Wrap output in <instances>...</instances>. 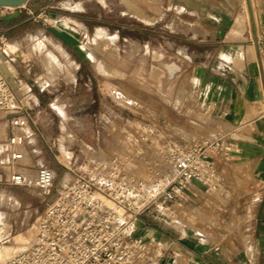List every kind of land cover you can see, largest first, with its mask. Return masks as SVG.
Here are the masks:
<instances>
[{
    "label": "rangeland",
    "instance_id": "374dc122",
    "mask_svg": "<svg viewBox=\"0 0 264 264\" xmlns=\"http://www.w3.org/2000/svg\"><path fill=\"white\" fill-rule=\"evenodd\" d=\"M98 1L102 6L91 0L88 2L91 8L84 13L93 16L97 12L100 20L97 29L91 27L82 35L78 64L50 44L47 28L40 33L36 26H31L34 31L18 39L38 65L30 87L35 95H41L42 106L33 116L43 123L41 133L45 143L40 142L42 154L32 156L22 148L21 159L14 164H0L7 175L18 171L25 179L21 185L0 186V245H16L11 237L18 232L29 237L19 246L28 245L33 239L37 216L63 185L60 184L64 165L69 162L79 165L90 155L103 157L116 147L123 127L154 123L166 138L176 141L181 137L214 134L202 124L193 125L192 115L180 110V104L190 100L192 80L190 66L179 61V25L183 20L179 17V0H168L164 5L159 0ZM51 9L66 11L55 6ZM161 12L166 14L160 20ZM3 15H7L5 11L0 12V17ZM41 20L50 26L49 17ZM59 23L66 25L63 21ZM89 23L94 25L93 21ZM160 26L165 27L162 31L166 35L152 32L159 31ZM37 75L44 87L36 84ZM26 107L32 106L28 103ZM58 107L65 110L66 116ZM151 155L155 156L152 152ZM53 157L57 173L50 194L43 195L36 187L32 165L37 163L35 160L42 165L47 160L53 163ZM139 174L144 178L150 175L143 166ZM223 198L214 196L210 206L203 205L198 211H193L194 205H187L183 207L185 213H179V207L171 215L154 212L153 216L147 215L162 230L179 228L180 224L218 239H234L241 233L243 211L235 208L234 198Z\"/></svg>",
    "mask_w": 264,
    "mask_h": 264
},
{
    "label": "crops",
    "instance_id": "0c3cea01",
    "mask_svg": "<svg viewBox=\"0 0 264 264\" xmlns=\"http://www.w3.org/2000/svg\"><path fill=\"white\" fill-rule=\"evenodd\" d=\"M89 1L28 0L1 16L17 12L11 19L0 20V71L18 99L25 106L31 104L32 121L11 128L12 115L0 110V146L12 132L26 135L21 150L26 149L32 156L42 154L40 142L45 143L43 123L33 116L42 106L41 95H35L30 87L38 65L18 39L33 32L31 26L40 33L47 28L50 44L78 64L82 35L91 27H99L97 12L93 16L84 14L91 8ZM167 1L159 0L162 5ZM95 3L102 6L98 0ZM53 6L66 11H55ZM179 6V17L183 19L179 25V61L190 66L192 80L190 100L183 101L180 110L192 115L193 125L202 124L214 134L231 133L238 147L233 160L222 169L219 190L201 193L203 201L192 209L210 206L216 195L224 200L234 198L235 208L243 211L241 233L223 240L180 224L179 228L162 230L147 214L141 216L137 233L143 238H160L164 252L158 264H264V41H260L264 35V0H179ZM165 14L161 12L159 19ZM43 17H49L50 26L41 20ZM92 21L94 25L90 26ZM163 29L160 26L159 31L152 32L166 35ZM12 40L15 42H9ZM37 45L40 47V42ZM35 78L36 84L44 87L40 75ZM58 109L66 116L62 107ZM184 138L190 136L180 139ZM35 161L32 166L36 171L41 164ZM55 163L46 161L54 178L58 169ZM63 172L60 185L72 178L66 169ZM9 176L0 169L1 187L9 184ZM183 207L179 213H185ZM11 239L18 244L25 236L18 232Z\"/></svg>",
    "mask_w": 264,
    "mask_h": 264
},
{
    "label": "built area",
    "instance_id": "2783aa9c",
    "mask_svg": "<svg viewBox=\"0 0 264 264\" xmlns=\"http://www.w3.org/2000/svg\"><path fill=\"white\" fill-rule=\"evenodd\" d=\"M10 8L1 6L0 12ZM0 110L12 115L11 128L32 121L1 71ZM25 137L8 136L0 146V164L22 158ZM235 140L231 133H204L176 141L154 123L123 127L116 147L103 157L64 165L72 178L37 216L32 241L0 264H158L163 243L137 233L141 216L171 215L174 208L201 203V193L218 191L222 169L238 149ZM142 166L148 178L140 176ZM24 181L15 171L8 179L14 185ZM35 181L40 193L50 194L52 169L39 165Z\"/></svg>",
    "mask_w": 264,
    "mask_h": 264
},
{
    "label": "bare ground",
    "instance_id": "6f19581e",
    "mask_svg": "<svg viewBox=\"0 0 264 264\" xmlns=\"http://www.w3.org/2000/svg\"><path fill=\"white\" fill-rule=\"evenodd\" d=\"M0 233H2V227L1 226H0ZM30 237H31V233H30ZM28 239H29V237L25 236V239L23 241H20L18 244L15 245V248H14L12 253H11V249L12 248H10L9 245L1 244L0 245V259H4L6 257H9V256H11L13 254L18 253L21 249H23L24 247L27 246V244L26 245H22V246H19V244L26 242Z\"/></svg>",
    "mask_w": 264,
    "mask_h": 264
},
{
    "label": "water",
    "instance_id": "95a60500",
    "mask_svg": "<svg viewBox=\"0 0 264 264\" xmlns=\"http://www.w3.org/2000/svg\"><path fill=\"white\" fill-rule=\"evenodd\" d=\"M28 0H0V7L7 6V7H18L22 4L26 3ZM17 15V12L13 13L12 15H8L6 17H0V20H8Z\"/></svg>",
    "mask_w": 264,
    "mask_h": 264
}]
</instances>
